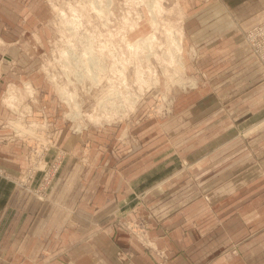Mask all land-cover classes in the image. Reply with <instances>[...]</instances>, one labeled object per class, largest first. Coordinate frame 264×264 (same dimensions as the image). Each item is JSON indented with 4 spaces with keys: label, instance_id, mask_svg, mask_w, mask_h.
<instances>
[{
    "label": "rangeland",
    "instance_id": "obj_1",
    "mask_svg": "<svg viewBox=\"0 0 264 264\" xmlns=\"http://www.w3.org/2000/svg\"><path fill=\"white\" fill-rule=\"evenodd\" d=\"M23 1H0L15 11H10L13 20L25 33L14 39L25 52L20 55L21 72L15 80L11 76L13 85L1 93L9 114L0 119V145L19 143L22 163L12 168L0 162V179L31 196L38 208L52 205L54 210L57 205V215L67 209L63 221L72 223L73 219L87 220L89 211L78 208L70 197L62 202L64 209L59 208L60 201L54 198L65 169L73 171L79 161L85 172H100L108 166L114 205L105 222L95 227L127 240L121 246L126 258L149 264V255L154 264L169 263L175 242L173 232L165 233V221L172 224L173 214L179 216L176 209L194 196L198 200L190 218L181 223L183 233L196 225L203 231L211 229L217 245L230 242L213 249L211 264H264V191L260 185L264 165L258 164L264 158V112L258 118L238 119L236 112L242 107L235 111L236 105L229 104L227 97L228 62L202 54L201 41L214 32L207 36H202V30L191 32L199 6L222 0ZM237 1L230 0L231 7L228 3L227 11L213 18L220 17L219 27L225 32L235 26L240 29L242 38L232 48L247 53L264 76V65L244 42L245 31L255 24L231 23ZM153 15L156 23H152ZM179 35L182 48L169 51L172 39ZM263 45L259 40L255 47ZM93 53L98 59L86 72L82 63L89 64L87 58ZM74 55L79 59L73 61ZM63 91L70 94L69 100ZM116 99V105L110 103ZM263 105H253L257 108H252V115ZM2 169L13 171L14 178ZM122 169L132 183L144 169L153 170L156 180L117 191V173ZM106 196L100 195L101 205ZM187 212L182 210L180 216L185 213L187 217ZM24 220L30 222L29 227L35 218ZM243 226L250 238L240 243L233 234ZM9 231L0 243L12 237ZM21 232L19 243L6 247L8 264H76L71 258H30L36 251L29 244L30 232L27 227ZM4 250L0 246L2 259ZM199 254L203 262L206 256ZM186 256L183 263L169 264H190L194 257L190 252Z\"/></svg>",
    "mask_w": 264,
    "mask_h": 264
},
{
    "label": "crops",
    "instance_id": "obj_2",
    "mask_svg": "<svg viewBox=\"0 0 264 264\" xmlns=\"http://www.w3.org/2000/svg\"><path fill=\"white\" fill-rule=\"evenodd\" d=\"M18 1L25 4V1L23 0ZM237 2L238 4L234 6L235 9L232 10L233 13H231L233 17L231 23L233 26L236 24H242V26L244 25L247 27L264 19V0H238ZM215 3L217 2L206 6H199L200 10L196 12V15H198L196 21L197 24L192 28L193 30H191V32L193 33L195 30H202V33L204 34H202V36H207V33L209 35L214 32L211 38L204 40V42H202L203 40L201 41V45L204 44L202 47V54L206 59H213L215 56V58L220 57L219 59H225V61L228 62V73L230 75L228 77L229 80L227 79L226 81L228 84L230 83V92L227 97L229 104L232 103L236 105L235 111L237 106L242 107L238 109V112L243 110L241 112L242 114L236 112L238 115L237 117H239L238 119L244 120L248 117L251 119L254 116L258 118L261 116L260 114L264 112L263 73L255 61L251 58L249 59L247 53H237V50L232 48V46L242 38L240 29L235 26L232 27V30L225 32L219 27V21H221L220 17L218 19L213 18L216 14L222 15L221 13H225L227 11L225 10L227 7L226 5L229 3L228 5L230 6L232 2H230V0H222L221 3H217L221 4V8ZM6 4L7 3L3 4L0 2V119L9 114V111L6 110L2 103L1 93L4 87L13 85L11 82L12 79L15 80V78L18 77L17 74L21 72L22 64L20 61V55L25 52L24 49H22L23 46L21 47L14 43V39H17L20 35H25V33H23V28L19 26V23L13 20L14 18L10 11H15L12 9L9 11ZM215 7H219V10H216ZM200 12H203V14L199 15ZM217 32L218 34H216ZM195 36L196 34H194V37ZM32 47L35 48V45H32ZM219 59L218 61H220ZM11 76L13 77L12 79ZM255 104H261L263 107L261 106V111H257L252 115V108H257V106L253 107ZM263 161L264 158L260 159L258 164L264 165ZM0 162L9 165L12 168L19 167L22 163L19 154V143L1 144ZM104 162H106V160H103L102 164H106ZM78 163L73 164V171L65 169L66 171L65 175H63V180H60L57 184V197L54 199L57 198L56 202L60 201L58 202L60 203L59 208L64 209L65 206L63 207V205L67 203L66 199L69 197L72 198L77 202L78 208H84L89 211V217L87 220L73 219L72 223H66V221H63L62 217L66 214L67 209L63 215H57L58 210L55 209L58 208L57 205L54 207V210L52 205L38 208V204L30 198L31 196H27L19 191L17 192L7 181L0 179V239H3L4 241V237L6 236L5 231L7 229L8 231L10 230L9 232H12V237L9 238V240H6L3 244V241L0 243V246L5 248L4 253L2 254L3 259L0 255V264H8L5 257L7 251L6 247L15 246L19 243L22 236L21 230L25 227H27L30 232L31 239L29 244L35 247L36 250L30 255V258L38 259V256L41 255L43 257L46 255L47 258L52 256L64 260L71 258L76 264H103L104 261L106 264H137L135 259L126 258L121 249V246H124L122 242H126L127 240H121L122 237L119 240L109 234L108 236L107 234H104L102 230L95 227L96 224L105 222V218L110 214V209L114 205V203H111L112 200L110 199V190L113 186L109 184L108 166L105 165L107 167L100 172L94 170V172H85L81 169L80 164ZM147 170L148 169H144L140 171L138 176H136L137 178L132 180L135 181V184L130 182V178L124 174L125 169L118 171L117 174L120 175V179L116 182V190L125 191L127 188L131 190L133 186L139 187L141 184L147 185L150 182L153 183L152 181L156 180L155 176L157 175L156 173L152 174L153 170ZM149 174L151 175L149 176ZM146 176H149L148 182ZM156 184L160 185L162 183L158 182ZM260 185H262L264 191V181H262ZM159 192H161V190ZM103 194L107 195V200L101 205L99 199L100 195L102 196ZM159 199L164 198H156V200ZM196 199L197 197L194 196L187 198L186 203H183L182 207L179 206L176 209L179 216L182 214V210H188L187 217L184 215L185 213L183 214V217H179L178 215L175 217V214H173L172 224L165 221L168 228L165 230V233L167 235L168 230H170V234L173 232L174 235L172 236L175 242V249L173 248V250L177 253L175 254L174 252H171L169 254V263L174 260H182L181 263H183L186 253L190 252V256L194 258H192L191 262L188 261V263L204 264V262H206V264H211L210 257L213 256V249L224 248L230 243L223 242V244L218 243L217 245L214 241L211 229L209 230L208 228H205L206 230L203 231L204 229L201 230L196 225L190 226L187 232L183 233L181 223L190 218L191 209H195L198 200ZM123 200H125L124 197ZM62 202L65 203L62 204ZM32 216L35 220L34 222H31L32 225L28 227L30 222L26 223L24 219L26 217L32 219ZM58 218L61 220H58ZM174 218L176 219L174 220ZM234 230L233 237L238 235V241L240 243H244L245 240L250 238H247L245 235V226H243V228L241 227V229L236 228ZM242 231L244 232L242 233ZM228 236H230V234ZM137 251L138 250L135 252ZM210 251H212V253L209 255L208 253ZM199 252H203L202 256H200L201 258L206 256L203 262L202 260L199 261ZM147 256L146 259L149 260L151 264H154V259L149 255ZM106 257L109 259H106Z\"/></svg>",
    "mask_w": 264,
    "mask_h": 264
},
{
    "label": "built area",
    "instance_id": "obj_3",
    "mask_svg": "<svg viewBox=\"0 0 264 264\" xmlns=\"http://www.w3.org/2000/svg\"><path fill=\"white\" fill-rule=\"evenodd\" d=\"M244 38V42L246 43V46L250 49V51H252V55L254 56V58L264 65V45L259 49L255 47L256 42H258L259 40L264 42V20L246 30L244 33ZM248 40L250 41L249 43ZM3 170L7 171V173L5 171L4 172L8 174V177L14 178L13 175H10L14 173L13 171L2 169V171Z\"/></svg>",
    "mask_w": 264,
    "mask_h": 264
},
{
    "label": "bare ground",
    "instance_id": "obj_4",
    "mask_svg": "<svg viewBox=\"0 0 264 264\" xmlns=\"http://www.w3.org/2000/svg\"><path fill=\"white\" fill-rule=\"evenodd\" d=\"M111 1L112 0H107V4H110L111 3ZM156 16H154L153 15V18H152V23H156ZM155 27V26H154ZM181 35H182V33H180ZM181 35H179L180 36V38L178 37V38H173L172 40H174V41H171L172 43H173V45L174 46H171L170 45V48H169V51L171 50V49H175L174 51H176V49H177V51H179L181 48H182V44H181ZM149 37L150 36H148L147 38H145L146 40L147 39H149ZM86 47V46H85ZM92 50L90 49V47H88L87 48V52H91ZM173 51V52H174ZM66 51H63L62 52V56H65L66 55ZM79 57L80 56H77V55H74V60L73 61H76V60H78L79 59ZM68 58H69V55H68ZM72 58V57H71ZM98 58L94 55V53L93 54H91V56H89V58H87V62H89V64H87V63H85V62H83L82 63V65H83V67H81L82 69H84L85 68V70L84 71H86V72H90L93 68V64L95 63V60H97ZM69 61H70V59H69ZM74 63V62H73ZM70 64V63H69ZM72 64V63H71ZM76 68V67H75ZM81 70V69H80ZM74 73H75V71H73ZM78 72H79V69H78ZM81 72V71H80ZM79 72V73H80ZM80 75H82V76H84L83 75V73L82 74H80ZM79 76V75H78ZM92 76V75H91ZM80 78H81V76H80ZM94 78H95V76H94ZM98 78H95L94 80H97ZM61 93H62V91H61ZM63 93H65V95H63L64 97H65V99L67 100L68 98H70V94H68L67 93V95H66V92H64L63 91ZM116 96L118 95V93H116L115 94ZM119 96V95H118ZM117 96V98L119 99V97ZM118 99H116L115 101H110V103H112L113 105H116V102L118 101ZM69 100V99H68ZM78 105V104H77ZM76 105V106H77ZM103 105H104V103H103ZM102 105V106H103ZM78 107V106H77ZM78 110H79V108H77ZM72 115L74 114V113H71ZM71 115V116H72ZM79 115V114H78ZM78 115H75V116H78ZM70 116V115H69ZM79 117V116H78ZM74 118V117H73ZM75 118H77V117H75Z\"/></svg>",
    "mask_w": 264,
    "mask_h": 264
}]
</instances>
